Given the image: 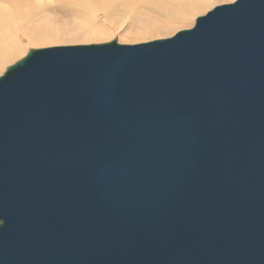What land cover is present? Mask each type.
<instances>
[{"label":"water","instance_id":"95a60500","mask_svg":"<svg viewBox=\"0 0 264 264\" xmlns=\"http://www.w3.org/2000/svg\"><path fill=\"white\" fill-rule=\"evenodd\" d=\"M0 264H264V0L9 68Z\"/></svg>","mask_w":264,"mask_h":264},{"label":"bare ground","instance_id":"6f19581e","mask_svg":"<svg viewBox=\"0 0 264 264\" xmlns=\"http://www.w3.org/2000/svg\"><path fill=\"white\" fill-rule=\"evenodd\" d=\"M215 1L216 0H0V73L8 64L16 61V59L20 58L23 54L22 51L24 49L17 44V39H19L18 36H26L29 40L28 44L31 45L33 43L39 46H45L54 42L91 43L102 40L103 38L112 37H116L117 40L120 41L127 40L130 37L139 39L153 30L158 29L159 31V28L160 30H171L173 27L186 26L191 22L190 17L197 15L199 12L201 13V11L213 5ZM41 6L45 10L49 9V6L55 10L61 11L69 17V24L53 26V23L51 26L49 24L51 21L48 16L49 14H42ZM99 12H101L106 19H110L117 15L119 18L123 16V20L125 18L127 19L131 32L124 29L115 31L112 35L107 30L98 28V23L95 21V18ZM92 14L94 16H92ZM37 21H41L44 27H35L34 23ZM19 24H22L24 29L18 32ZM30 52L31 50L28 53L30 54ZM28 53L26 57L29 55ZM26 57L20 59L12 66ZM12 66H8L5 72ZM3 74H1V76Z\"/></svg>","mask_w":264,"mask_h":264},{"label":"rangeland","instance_id":"374dc122","mask_svg":"<svg viewBox=\"0 0 264 264\" xmlns=\"http://www.w3.org/2000/svg\"><path fill=\"white\" fill-rule=\"evenodd\" d=\"M235 0H216L215 3H213V5L209 6L208 8L204 9L203 11H201V13L199 12L197 15L190 17L191 22L188 25H183L180 27H173L171 28V30L169 29H161L159 28L157 30H153L150 33H147L145 36H143L142 38H133L130 37L127 40L124 41H120L117 40L116 37H112V38H103L102 40L99 41H94L91 43H85V42H76V43H58V42H54V43H49L45 46H39V45H34L33 43L30 45L28 37L26 36H18L19 39H17V44L20 45L22 47V49H24L22 52V56L18 59H16V61L12 62L11 64H8V66H12L13 64H15L17 61H19L20 59L26 57V54L31 50H38V49H44V48H52V47H60V46H76V45H97V44H103V43H110V42H117L118 44H124V45H134V44H140V43H147V42H151V41H155V40H159V39H166V38H170L172 37L175 33L182 31V30H188L190 28H192L194 26L195 23V19L197 17L203 16L205 15L207 12H209L210 10H212L213 8L217 7V6H221V5H225V4H230L232 2H234ZM49 9L45 10L42 8V14L44 13H48L47 15L50 17L51 21L49 22V24L52 26L53 23L55 25H61V24H69V20H68V16L65 15L64 13H62L59 10H55L52 7H49ZM92 16H94L92 14ZM122 18H119L118 15L114 16L110 19H106L103 17V14L101 12H99L95 18V21L98 23L97 27L98 28H102L107 30L110 34L114 33L115 31H120V30H124L126 29V31L131 32L130 31V26L128 25V21L125 18L123 20V16H121ZM120 20V21H119ZM56 23H55V22ZM127 23V24H126ZM35 24V27H44V25L42 24L41 21H37ZM111 24V25H109ZM49 25V26H50ZM24 26L22 24H19L18 26V32L23 30ZM156 29V28H155ZM167 31V32H164ZM155 32V33H154ZM113 35V34H112ZM167 35V36H166ZM154 39V40H153ZM29 54V53H28ZM7 66V67H8ZM4 68V70L0 73L3 74L6 70V68Z\"/></svg>","mask_w":264,"mask_h":264}]
</instances>
